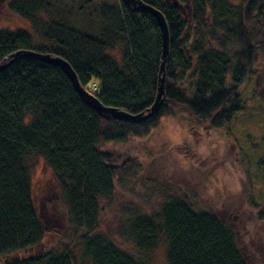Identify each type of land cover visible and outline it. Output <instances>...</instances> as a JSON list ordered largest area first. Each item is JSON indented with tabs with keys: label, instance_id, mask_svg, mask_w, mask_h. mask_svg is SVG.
<instances>
[{
	"label": "trees",
	"instance_id": "1",
	"mask_svg": "<svg viewBox=\"0 0 264 264\" xmlns=\"http://www.w3.org/2000/svg\"><path fill=\"white\" fill-rule=\"evenodd\" d=\"M77 1L8 0L35 35L1 31L0 63L18 50L60 56L101 104L146 115L162 64L155 17L123 0L118 7L85 0L76 9ZM139 1L164 15L170 37L164 100L150 118L98 114L60 67L41 60L20 57L0 71V264H74V249L51 245L37 214L31 156L52 169L75 246L90 264H151L96 232L100 200L113 194L126 166L105 146L148 135L175 109L223 127L244 109L252 76L259 85L253 96L264 102V0ZM121 237L141 253L164 237L168 264H255L229 225L183 198L164 202L153 216L136 215Z\"/></svg>",
	"mask_w": 264,
	"mask_h": 264
},
{
	"label": "rangeland",
	"instance_id": "2",
	"mask_svg": "<svg viewBox=\"0 0 264 264\" xmlns=\"http://www.w3.org/2000/svg\"><path fill=\"white\" fill-rule=\"evenodd\" d=\"M80 1L85 0L75 2L76 9ZM89 1L120 5V0ZM1 31L35 35L29 21L9 10L8 0H0ZM114 54L120 59L119 51ZM258 87L252 76L242 97L244 109L223 127L213 128L175 109V115L163 116L148 135L107 144L105 149L119 154L126 166L116 176L113 194L100 200L96 232L151 264H168L164 237L152 251L141 253L121 234L136 215L153 216L164 202L183 198L194 210L209 211L229 225L255 264H264V219L259 217L264 208V102L253 96ZM29 164L32 199L51 245H67L74 249V264H90L75 246L78 237L67 220L52 169L39 156H31Z\"/></svg>",
	"mask_w": 264,
	"mask_h": 264
},
{
	"label": "water",
	"instance_id": "3",
	"mask_svg": "<svg viewBox=\"0 0 264 264\" xmlns=\"http://www.w3.org/2000/svg\"><path fill=\"white\" fill-rule=\"evenodd\" d=\"M126 4H130L132 6H137L139 9H143L151 13L162 32V64L160 68V78H159V88L158 94L156 96L155 102L148 110L146 115L138 114L133 115L128 112L112 108L106 107L90 92H88L85 88H83L78 80L76 72L73 70L72 66L68 63L67 60L60 56H54L49 53H42L35 50H18L12 53L10 56L7 57L5 62L0 63V71L7 68L12 62L20 57H31L37 60H41L43 62L55 65L60 67L72 81L73 86L81 99L90 105L98 114L105 116L106 114L111 115L113 118L118 120H125V121H135L141 122L148 118H150L153 114H155L161 107L163 100H164V93H165V65L167 59L169 57V31L168 26L165 20L164 15L158 11L157 9L153 8L150 5H147L139 0H123Z\"/></svg>",
	"mask_w": 264,
	"mask_h": 264
}]
</instances>
